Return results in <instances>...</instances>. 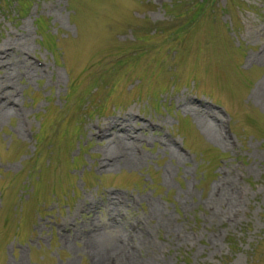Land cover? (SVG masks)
Returning a JSON list of instances; mask_svg holds the SVG:
<instances>
[{
    "label": "rangeland",
    "instance_id": "obj_1",
    "mask_svg": "<svg viewBox=\"0 0 264 264\" xmlns=\"http://www.w3.org/2000/svg\"><path fill=\"white\" fill-rule=\"evenodd\" d=\"M0 264H264V0L0 1Z\"/></svg>",
    "mask_w": 264,
    "mask_h": 264
},
{
    "label": "bare ground",
    "instance_id": "obj_2",
    "mask_svg": "<svg viewBox=\"0 0 264 264\" xmlns=\"http://www.w3.org/2000/svg\"><path fill=\"white\" fill-rule=\"evenodd\" d=\"M113 128H116V129H119V125H111V126H108V130H106L105 128H102V129H97L96 132H95V136L96 137H101L103 136V134L105 135L106 133H109V134H114L116 133L117 131ZM123 129V128H122ZM95 138V137H94Z\"/></svg>",
    "mask_w": 264,
    "mask_h": 264
},
{
    "label": "trees",
    "instance_id": "obj_3",
    "mask_svg": "<svg viewBox=\"0 0 264 264\" xmlns=\"http://www.w3.org/2000/svg\"><path fill=\"white\" fill-rule=\"evenodd\" d=\"M0 1H3V3H6L8 0H0ZM202 3L203 2L200 1V2H198V4L195 7H193L192 10H196V12L191 14L190 17H192V18L194 17L195 18V15L199 14L202 11ZM37 136H38V133H37Z\"/></svg>",
    "mask_w": 264,
    "mask_h": 264
}]
</instances>
